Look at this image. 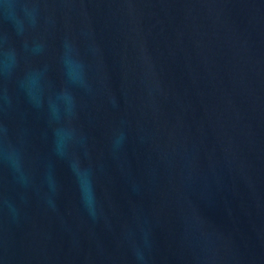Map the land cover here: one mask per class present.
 <instances>
[{
  "label": "water",
  "instance_id": "water-1",
  "mask_svg": "<svg viewBox=\"0 0 264 264\" xmlns=\"http://www.w3.org/2000/svg\"><path fill=\"white\" fill-rule=\"evenodd\" d=\"M0 264H264V0H0Z\"/></svg>",
  "mask_w": 264,
  "mask_h": 264
},
{
  "label": "clouds",
  "instance_id": "clouds-1",
  "mask_svg": "<svg viewBox=\"0 0 264 264\" xmlns=\"http://www.w3.org/2000/svg\"><path fill=\"white\" fill-rule=\"evenodd\" d=\"M9 7H15V5H8L7 9H8ZM21 7L28 8L27 5H21ZM9 55H11V53H9ZM13 165H14V162H13Z\"/></svg>",
  "mask_w": 264,
  "mask_h": 264
}]
</instances>
